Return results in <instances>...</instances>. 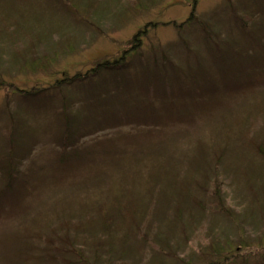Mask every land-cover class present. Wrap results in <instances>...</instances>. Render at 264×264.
<instances>
[{
	"label": "rangeland",
	"instance_id": "obj_1",
	"mask_svg": "<svg viewBox=\"0 0 264 264\" xmlns=\"http://www.w3.org/2000/svg\"><path fill=\"white\" fill-rule=\"evenodd\" d=\"M253 1L198 0L197 19L216 30L227 29L230 6L243 16L252 10L247 7ZM193 2L0 0V81L22 89L51 88L57 79L120 56L146 24L156 22L159 26L140 38L146 56L165 52L188 71L189 79L208 87L218 71L205 63L200 29L195 25L179 31L174 26L190 17ZM231 35L234 42L236 34ZM197 85L203 104L198 110L179 106L180 99L174 102L178 108L169 105L176 109L172 111L162 101L151 105L136 93L137 112L160 116V130L135 123L83 140L90 147L118 136L140 135L121 166L110 164L97 178L89 179L88 173L63 183L53 173L51 189L40 193L26 212L0 223V264L16 260L14 250L21 245L16 235L45 237L48 226L61 222L57 236L64 239L56 238L57 246L93 264H264V82L237 96L223 91L212 95ZM9 94L8 87L0 88V115L9 110ZM9 99L15 111L17 101ZM46 135L32 155L44 164L59 150L56 135ZM140 143L147 146L138 147ZM162 190L171 194L164 197ZM109 213L115 219L104 218ZM173 217L181 222L173 224ZM106 220L112 221L108 229L113 231L104 234L100 224ZM134 223H139L138 230ZM147 237L152 243L143 247ZM96 238L115 240L120 248L128 239L142 248L125 257L102 251L99 262L93 261L91 242ZM51 240L53 236L46 239ZM76 257L69 256L70 263Z\"/></svg>",
	"mask_w": 264,
	"mask_h": 264
},
{
	"label": "trees",
	"instance_id": "obj_2",
	"mask_svg": "<svg viewBox=\"0 0 264 264\" xmlns=\"http://www.w3.org/2000/svg\"><path fill=\"white\" fill-rule=\"evenodd\" d=\"M197 5L198 0H194L190 17L174 26L179 31L195 25L200 29L199 40L208 59L205 63L218 71L215 81L208 87L200 84L213 92L212 95L223 91L234 96L246 94L253 90L252 87L262 84L264 21H257L256 18L264 20V0H254L253 5L247 7L252 10L243 16L231 5L225 17L230 28L224 31L221 27L216 30L213 25L201 23L196 15ZM158 26L156 22L146 24L134 36L132 46L120 56L103 60L85 73L57 79L51 88L22 89L14 82L0 81V88L8 87L10 90L9 110L0 115V223L26 212L40 193L51 189L54 185L53 173L58 175L57 182L71 183L88 173L89 179L97 178L111 168L110 164L121 166L126 156L131 155L133 140H140V135L118 136L90 147L89 144H82L83 140L135 123L146 126L147 130H160L164 126L160 116L146 111L137 112L140 110L137 101L140 96L136 93L141 92L151 105L162 101L172 111L176 110L172 107L178 108L179 104L191 110L202 108L203 104L197 98L202 90L197 89L196 79L192 76V80L189 79L188 71L177 66L176 61L165 52L158 55L153 48L151 56H146L142 50L140 38L147 37L150 29ZM231 32L236 34L234 42H231ZM187 66V69H192ZM12 96L17 101L15 111L9 106ZM178 100L179 104H175ZM48 133L56 135L54 145L59 150L54 157L52 155L48 164H44L32 159V155L38 140ZM142 145L147 146L140 143L138 147ZM97 180L100 181V178ZM170 194L168 190L161 191L164 197ZM104 218L115 219L110 217V213ZM172 221L173 224L181 222L174 217ZM111 225L112 221L109 220L101 223V232L113 231L108 229ZM48 227L50 230L45 237L40 234L16 235L21 245L14 250L17 258L13 264H31L34 261L35 264H93L81 256L77 258V254H71L63 245L57 246L58 240L62 242L64 239L57 236V231L62 230V222ZM134 229H139V223H134ZM50 236H53V240L48 243L46 239ZM147 238H144L147 243L143 247L152 243V239ZM105 240L96 238L91 242L93 261L99 262L102 251L103 255L118 256L121 253L125 257L127 253L136 254L142 248H136L128 239H124L121 248L117 241ZM41 243L47 246H41ZM116 247L124 252L115 250ZM69 256H75L77 260L71 259L70 263Z\"/></svg>",
	"mask_w": 264,
	"mask_h": 264
}]
</instances>
